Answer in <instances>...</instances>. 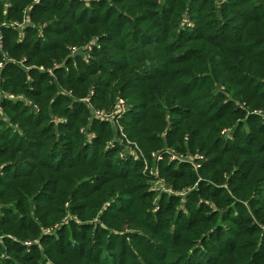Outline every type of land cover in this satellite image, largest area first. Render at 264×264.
I'll list each match as a JSON object with an SVG mask.
<instances>
[{"label": "trees", "instance_id": "trees-1", "mask_svg": "<svg viewBox=\"0 0 264 264\" xmlns=\"http://www.w3.org/2000/svg\"><path fill=\"white\" fill-rule=\"evenodd\" d=\"M0 264H264V0H0Z\"/></svg>", "mask_w": 264, "mask_h": 264}, {"label": "water", "instance_id": "water-1", "mask_svg": "<svg viewBox=\"0 0 264 264\" xmlns=\"http://www.w3.org/2000/svg\"><path fill=\"white\" fill-rule=\"evenodd\" d=\"M83 53L80 51V50H78V51H76L75 52V54L74 55H78V56H81Z\"/></svg>", "mask_w": 264, "mask_h": 264}]
</instances>
